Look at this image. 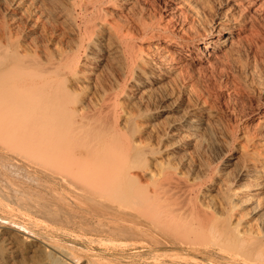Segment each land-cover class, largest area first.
<instances>
[{
	"label": "bare ground",
	"instance_id": "6f19581e",
	"mask_svg": "<svg viewBox=\"0 0 264 264\" xmlns=\"http://www.w3.org/2000/svg\"><path fill=\"white\" fill-rule=\"evenodd\" d=\"M1 1L2 4L14 10H19L22 9L23 6H27L29 9L26 12L27 17H36L39 23H51L56 31H60L65 41L64 46L60 47L56 53L54 52L55 54L53 52L50 54L44 51V53H42V55L44 54V58L36 57L37 54L35 55L34 53L35 56L30 55L27 50L26 53L23 54L15 51L14 53L18 54V57H16L12 63L6 64L0 57V134L5 133V137L10 140L13 139L16 145H19L20 148H18L21 151L15 149L14 153L20 159L32 164L35 169H43L42 161H45V164L50 167H46L45 165V168L48 169L44 170L47 171L52 168L50 170V173H52V171L56 169L57 171L54 172L56 176V172H58L59 175L62 172L61 175H63L64 171L66 173L67 170L68 172L70 171L67 166L65 169H63L64 166L61 168L62 163L68 162L69 165L71 163L72 166H70L74 167L72 169L76 172V175L66 174V176L68 175L69 177H65L62 183H64L71 193L78 196L75 197L76 201H80L82 204H90L94 201L95 194L84 190L82 193L79 191V186L87 182L85 181L87 178L97 180L99 189L102 191L106 189L109 191L111 189H116L115 191H117L121 186L124 172L130 168L137 173V175L132 176L133 179L138 181L144 180L148 185L155 187V207L161 210V207L164 206L169 198L162 195L165 192H162L159 186L162 180L167 179H165L164 175L162 176L161 172L146 173L145 169H138L136 162L140 160V156L145 155L146 152L155 154L157 151L154 152L153 149L148 147L147 139H143L144 135H142L143 138H141L139 137L140 135L137 134L145 130V135L146 133L149 134L150 139L154 137L158 145L164 148L162 149L164 152L173 150L176 154L186 152V150L191 148L194 149V147L201 149L203 142L202 137L206 135L204 134L202 136V133L209 132L210 134H207L211 135L212 143L216 146H220L219 150L221 155L219 156H222L221 159L228 157L229 159L226 164L229 165L232 163L236 165L235 178H237L238 183H242L238 184V188H232L230 185L224 186L223 191L225 197L219 209L217 205L216 207H212L213 204L211 206L206 205V207L196 204L191 209L181 208L178 210V213L182 216L190 215L192 222H194L192 226H196L199 230L213 232L215 238L213 237L211 243L214 240L212 244L215 247L223 250L227 248H236L237 243L235 241L238 240H236L237 236H233V233H236V230L239 231L240 226H242L241 221L246 214V207L252 204L253 212H258L261 209L259 202L256 204L253 202L260 201L262 197H259L264 194V156L250 154L245 147L242 149L239 147L231 154L230 147L234 141L235 134L229 136L228 134L224 135L215 131L214 127L217 125V119L212 108L208 107L206 102L190 105L192 93L190 92L191 90L187 88V83L184 81L185 79H183L184 73L182 72L184 71H181L184 66L181 55L184 53L185 46L182 43H175L172 39L167 40L166 32L164 33L163 29L156 27L153 23L148 24L149 21H146V23L139 20L138 25L140 29L134 26L133 28L131 25V27H129L126 23L122 22L118 17V13L127 11L133 12V0ZM170 1L172 3V6H170L171 8H169L171 11L175 10L177 7V9L187 10L195 20V28L197 27L195 31L196 36H194L193 41L190 43L191 48H197V44L203 45L202 48H200V53H198L196 57L192 56L190 53L186 54L190 57V64L187 65V74L194 72V66L207 63L208 60L215 56L217 57L220 53H224L226 57H230L236 46L235 41L240 39V34L248 30H253V33L256 35L264 36V3L261 5L259 4L260 11L258 12H260V14L258 13L256 16L253 12L249 11L253 10L256 6L250 4L249 1L251 0H203L204 3L207 4V10L204 8L205 5H199L196 0ZM255 10L257 9H254V11ZM247 12H249L248 14L250 16L252 14V18L250 16H244ZM50 28L53 29L52 27ZM53 33L55 34L56 32L53 30ZM149 35L151 36L152 44L167 40L168 47H172V50L169 49L170 51H164L163 53V49L151 44L146 48L148 51H145V53L147 52V54H149L144 56L141 48H139L141 46H135V41H137L139 37L143 38L144 36L146 39V36ZM140 41L138 40V42ZM186 48H188V52H190V46ZM35 59H38V61ZM216 63L213 66L214 69L218 67H215L217 65ZM243 67L245 68V66ZM100 69H103V73L106 75L107 83L109 84H107V91H103V94L99 96L96 106L91 108L89 103L87 104L88 101L84 102V98H81L77 94V91L86 93L88 89L84 87V82L86 80V82H93V77H98L97 71ZM246 73H251L249 67ZM100 77L103 78V74L102 76L100 75ZM252 77L255 78L254 76ZM98 80L101 79L99 78ZM188 80L187 78L186 81ZM250 80H252V78ZM68 85L71 86L68 87ZM259 87L260 86L254 88V91L259 93L260 103L264 105V87ZM182 89L183 91H181ZM170 90H172L173 93L175 91L179 92L177 98L172 97L173 95H171ZM254 91L252 90V92ZM129 100L134 102L131 104L132 107L130 105L126 107L124 101ZM156 103L159 104L155 106ZM152 104L154 106V111L156 112L159 110V113L155 114L154 120L148 118L149 120L145 121L146 115L152 111L149 108ZM138 105L140 108H138ZM142 107L148 109H143ZM161 117H164L163 120L165 123H155V120H159ZM106 118L107 143L101 145L97 141L98 143L96 142L97 144H95L94 141L90 140L89 136H91V133L89 134L87 130L86 122L103 120ZM72 121L75 123L71 124L70 122ZM140 129L142 131H140ZM171 142H173V145ZM170 145L173 146L171 149H169ZM253 147L255 146L253 145ZM8 150H10V148ZM104 151H107V159L102 156ZM171 152L172 151H170V153ZM174 153L170 155H174ZM254 153H257V151L255 150ZM188 156L189 155L186 157ZM183 159L184 158H182V160ZM180 160L181 159H179V161ZM12 163L14 162L12 161ZM58 166L60 167L59 170ZM61 169H63V171ZM169 174L171 175V173ZM169 174L167 173L166 175ZM59 175L58 177L62 179ZM206 176V178L210 177L208 175ZM53 177L55 176L53 175ZM173 177H175L174 174ZM176 180L177 181L174 180V182L171 183L175 190L181 187L179 183L180 180ZM209 180H213V177L211 176ZM13 185L15 186L16 184ZM84 185L88 186V182ZM200 186H202V184ZM200 186H190V188H186V193H189V195L194 194L197 190L201 189ZM168 189H171V187ZM26 190L29 191L28 188L24 189V187L19 185L15 186L16 193L20 195L16 198L17 201L15 204L20 211L23 212L27 221V225L21 227L22 230L33 234V236L28 237V235L26 236L15 230L11 226L13 223L10 225L6 223V225L0 224V264H93V262L89 260L81 261L75 258L72 253L68 252L55 241L37 236L38 234L33 230L34 228H49L47 225L48 222L42 217L44 211L48 207L42 208L41 206H44V204H40L44 201H41V199L36 201V198L34 199ZM200 191H202V189ZM64 192H66V190ZM184 192L185 190L182 193ZM165 194L167 195V192ZM3 197H1V199ZM181 197L182 196H180V198ZM113 200H115V198ZM122 200H124V198H122ZM196 200L198 199L196 198ZM73 202H75V200ZM6 204H9L8 201ZM133 207L134 206H132V210ZM146 207H144L145 210H147ZM126 208L122 209L127 210ZM110 209L111 208L108 207L107 211L111 212ZM139 210L140 213L143 211L142 208ZM221 211H225L224 215L231 219L234 218L233 216L235 213L239 211L236 213V224L233 223V225L229 226L224 220L221 221V218H223V212ZM161 212L160 214L158 213L159 215L157 214L158 216L156 219L158 220H152L151 218L153 217L148 218L147 216L149 213L145 214L144 219L148 218L147 221L145 220L147 223L150 219L151 222H154V228L156 227L160 232L163 230L162 233H165L164 230L166 227H171L172 229L175 227V224L174 222H164L163 219H161L162 217H160L163 215ZM48 213H51V211H48ZM46 214L45 211V215ZM124 214L125 211L122 215ZM53 216L55 215L53 214ZM53 216L51 215L52 218ZM153 222L151 225H153ZM62 227L64 228V226H61V228ZM147 227L148 225L136 223L129 219L123 221L120 219L109 227V231L121 237H129ZM250 228H242L241 232H243L241 235L249 237L248 234L252 233ZM84 230L85 229H83V231ZM94 230H96V228ZM158 230L155 231L158 232ZM173 230L174 229H172V231ZM93 231L91 230V232ZM172 231L169 230L171 233L168 232L170 236H172L174 232ZM261 232L264 234L263 230ZM140 234H138V236ZM140 237L141 235L139 238ZM141 238H144V236ZM252 238L254 240V237ZM253 240H251L249 245L258 248V257L260 258H258V260L255 259L257 257V255H255L254 261H250L248 264H264V260L261 258V250L264 249V237L252 242ZM244 243L245 242H242V244Z\"/></svg>",
	"mask_w": 264,
	"mask_h": 264
},
{
	"label": "rangeland",
	"instance_id": "374dc122",
	"mask_svg": "<svg viewBox=\"0 0 264 264\" xmlns=\"http://www.w3.org/2000/svg\"><path fill=\"white\" fill-rule=\"evenodd\" d=\"M196 1H198L197 3L199 5H205L204 8L207 10V4H205L203 0ZM0 2V57L6 64L14 62L16 57H18V54L14 53L15 51L23 54L26 53L27 50L30 55L35 56L37 54L38 56L36 55V57L44 58V54L42 55L44 51L49 52L50 54L51 52L56 53L60 47L64 46L65 41L63 40L60 31H56L51 23H39L37 22L36 17H27L26 12L29 10L27 6H23V8L19 10H14L2 4L1 0ZM133 2V12H119L118 17L129 27L134 26L136 28L140 27L138 25L139 20L142 22L149 21L150 23L148 22V24L153 23L156 25V27L163 29L164 33L166 32L165 34L167 36L165 34L164 35L166 36L167 40L172 39L175 43H182L185 46V50L183 51L184 53L181 55V59L184 62V69L182 68L181 71H184L182 72L184 73L183 79H185L184 81L187 83L186 86L191 90L189 91L192 93V100L190 105L206 102L207 106L212 108L217 119V125L215 126L216 128L214 127L215 131L224 135L228 134L229 136L235 134L234 141L232 142V145L230 147L231 154L234 153L239 147H241V149L245 147L247 149V152H250V154H254L255 156H264V105H261L260 103L259 93L257 91H254V88H258V86H260L259 88L264 87V36L256 35L253 33V30H248L243 34H240V39L238 38L239 40L235 41L236 46L230 57H226L224 53H220L219 55H217V57L215 56L211 58V61L208 60L207 63H203L199 66H194V72L191 74H187V65L190 64V57H188L186 54L190 53L192 56L196 57L198 53H200V48H202L203 46L201 44H197V48H191L190 43L193 41L194 36H196L195 31L197 28H195L196 24L194 23L195 20L192 15L187 10L177 9L178 7L175 8V10L171 11L169 9L171 8L170 6H172L170 0H133ZM249 2L251 5H256L253 10L249 11L253 12L254 15H258V13L260 14V12H258L260 11L259 4H263L264 0H251ZM254 9L257 10L254 11ZM248 13L249 12H247V14H245L244 16L249 17L250 15ZM50 27H52L53 29H51ZM53 30L57 34H54ZM139 38L137 39V41H135V46H141L139 48H141L143 55L147 56L149 53L147 54V52L145 53V51H148L146 48L152 44L151 36H146V39L145 36L143 38ZM138 40L141 41L138 42ZM167 40L152 45H156L160 49H163V53L164 51L168 52L172 50V47H168ZM188 46H190V52H188V48H186ZM36 61H38V59ZM215 63L217 64L215 67L218 66L217 69L213 68ZM241 63L243 64V66H245V68ZM248 67L249 69H251V73L247 74L246 72H248ZM103 72V69L97 71L98 77H93V82H86L87 80L84 82V87H87L88 89L86 93L77 91V94L81 98H84V102L88 101L87 104L89 103V106L91 108L96 106L97 101L99 100V96L103 94V91H107V84L109 83H107V77ZM102 74L104 76V79L100 77V75L102 76ZM252 76L258 79H255ZM99 78L102 81L98 80ZM187 78L189 79L188 81H186ZM251 78L252 80H254H250ZM69 86L71 85H68V87ZM251 89L254 92H252ZM181 91H183V89ZM170 93L171 95H173L172 97L177 98L179 92L175 91L173 93L172 90H170ZM124 102L126 104V107H129V105L131 106V104L134 103L131 100ZM158 104L159 103H156L155 106ZM152 106L153 104L149 107L152 111L146 115L145 121L151 118L154 120L155 114L159 113V110L155 112L154 106ZM138 108H140L139 105ZM142 108L148 109L146 107ZM163 119L164 117H161L159 118V120H155V123L157 122L164 124L165 122ZM70 123L73 124L75 122L72 121ZM86 125L89 134L91 133V136H89L91 141H94L95 144L99 142L101 145H105V143H107V118L103 120L89 121L86 122ZM140 131L142 130L140 129ZM142 133H138L137 135H140L139 137L141 138H143L142 135H144L143 139H147V144L149 145L148 147L153 149L154 152H157L155 154L146 152L145 155L140 156V160L136 162L138 169H145L146 173L161 172L162 176L164 175L165 179H167L162 180L159 188L162 192H167V195L165 193H163L162 195L167 196L170 201L167 199L168 201L165 202L163 207H161V210L155 207V187H153L152 185H148L144 182V180L138 181L136 179H133L132 176L137 175V173H135L130 168H128L124 172L123 178L121 180V186L117 190L118 192L115 191L116 189H111L110 191L106 189L104 190V192L99 189L97 180L84 178L86 179L85 181L88 182V186L84 185L85 183H87L84 181L85 183L79 186V191L80 193H82L83 190L86 192H92L93 194H95L94 201L90 204H82L80 201H78V204L75 198L78 196H75L74 193H71L70 190L66 188L64 183H62V181L65 180V177L68 176H66V174L69 173V175H76V172H74V170L72 169L74 167H71V163V166L68 162H66L67 164L65 162L64 164H61V168L62 166H64L63 169H65V167L67 166V168L70 169V171L68 172L66 168L67 173L64 171L65 173L63 172V175H61L62 172L60 171V175L58 174V172H56V176L54 173L55 171H57L56 169L52 171V173H50V170L52 168H50V170H47L49 173L44 170L48 169L45 168V161H42L43 169H35L32 164L20 159L14 153L15 149L21 151L19 149V145H16V142H14L13 139L10 140L9 138L5 137V133L0 134V199L4 196V199L2 198L0 200V224L10 225L11 223H13V225L11 224V226L15 230L25 234L26 236L28 235V237L33 236V234L27 233L21 228L27 225V221L25 216L23 215V212L20 211L18 206L15 204L17 201L16 198L20 196L16 193L15 186L19 185L21 187H24V189L28 188L29 191L26 190L27 193L31 194L34 199L36 198V201H39L38 199L44 201H40L41 204L39 202L40 205L44 204V206H41L42 208L48 207L45 210L47 214L45 215L44 211L42 217H44L43 219H46L45 221L48 222L47 225L49 226V228L46 229L42 227L44 230L42 228H34L33 230L37 232V236L59 243V245L63 246L64 249L72 253L75 258L81 261L89 260L93 262V264H248L250 263V261H254L255 255H257V257L255 256V259L258 260V258H260L258 257V248L250 246L249 244L251 243V240H253L252 237H254V240L252 242L264 237V234L261 232L262 230L264 231V194L259 197H262L260 201L253 202L255 204L259 202V204L261 205V209L258 212L252 211V204L246 207V214L243 216L241 221L242 226H240L239 231L236 230V233H233V236H237L236 240L238 241H235L237 243V247H234L232 249L227 248L223 250L215 247L212 244L214 240L211 243L213 237L215 238L213 232L199 230L196 226H192L194 222H192L190 215L182 216L180 215V213H178V210H180L181 208L191 209L196 204H198L199 206L203 205L205 207L206 205L211 206L213 204L212 207H216L217 205V208L219 209V206L221 207L220 204L225 197L223 191L224 186L230 185L232 188H238V184L242 183H238L237 178H235L236 165L232 163L229 165L226 164L229 158L226 157L221 159L222 156H219L221 155V152L219 150L220 146H216L212 143L211 135H208L210 133H202V136L204 134L206 135L202 137L203 142L201 145V149H197L194 147L195 150L191 148L186 150V152H180L176 154L173 152V150H170L172 151L171 153H174V155H170V151L164 152V150H162L164 148L158 145L154 137L150 139L149 134L146 133L145 135V130ZM171 144L173 145V142H171ZM172 145H170L169 149L173 147ZM253 145L255 147H253ZM8 147L10 148V150H8ZM255 150L257 151V153H254ZM188 152H190L191 154ZM187 155L189 156L186 157ZM102 156L103 158L107 159V151H104ZM182 158L184 159L182 160ZM174 159L176 161L178 159V161L176 162ZM179 159L181 160L179 161ZM12 161L14 163H12ZM16 162L18 165L16 164ZM48 166L46 165V167ZM59 169L60 167L58 166V170ZM63 169L61 170L63 171ZM167 173H171V175H166ZM173 174L175 177H173ZM53 175L55 177H53ZM58 175L61 176L62 179L58 177ZM206 175L210 177L212 176L213 180H209L210 177L206 178ZM176 179L180 180L179 183L181 186H178L180 188L177 190H175L173 185H171L174 180L177 181ZM13 184L16 185L14 186ZM201 184L203 187L200 186ZM193 185H199L202 191H200V189L197 190L194 194H187L186 190ZM52 187L54 190L52 189ZM170 187L171 189H168ZM65 190L66 192H64ZM184 190L185 192L182 193ZM121 195L124 200H122ZM180 196L182 197L180 198ZM73 197L76 203L73 202ZM195 197L198 200H196ZM114 198L115 200H113ZM6 200L9 204H6ZM45 202L48 204H46ZM171 205L174 206L172 207ZM132 206H134L133 210ZM108 207L111 208V212L107 211ZM144 207H146L147 210H145ZM122 208H126L128 211ZM140 208L143 209V211L141 210V213L139 212ZM47 210L51 211L52 214L48 213ZM122 211L123 213L125 211L124 215H122ZM160 212L163 214L160 217H162L161 219H163L164 222H174V226L177 227L172 228L174 229V232L172 231L171 227H166L164 230L165 233H162L163 230H161L160 232V230H158L156 227H153L155 226L153 221V225H151L152 222L150 219L148 220L149 224L151 222L150 225L146 222L147 219L151 217H153L151 218L152 220L156 219ZM221 212H223V218H221V221L224 220L225 223L229 226L233 225V223L236 224V213H238L239 211L235 213V215L233 216L234 218L232 219L230 217L227 218V216L224 215L225 211ZM148 213V218L144 219L145 214ZM53 214L55 216H53ZM51 215L53 216V218L51 217ZM125 218L135 221L136 223L148 225V227L144 228V230H141L143 232L138 231L142 234L136 231V234L134 233L129 237H121L109 231V227L112 226L115 221H119L120 219L123 221L126 220ZM61 226H64V228H61ZM244 227H251L250 229L252 230V233H249L248 236H252V239L247 236L241 235L243 232H241V229ZM18 228L21 230H19ZM82 228L85 230L83 231ZM95 228L96 230H94ZM90 229L94 231L91 232ZM155 230H158V232ZM169 230L173 232L172 236H170L169 233L171 232H169ZM144 231H146L147 233ZM138 234H140L141 237L144 236V238H139L140 235L138 236ZM146 234L149 235L147 236ZM135 235L138 236V239ZM242 242L245 243L242 244ZM240 246H242L243 248ZM261 251V258L264 260V249H262ZM234 257L237 259H235Z\"/></svg>",
	"mask_w": 264,
	"mask_h": 264
}]
</instances>
